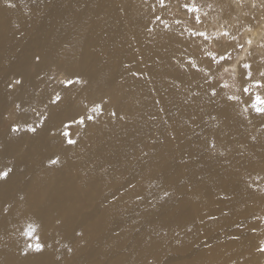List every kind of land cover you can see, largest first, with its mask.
<instances>
[{
	"label": "bare ground",
	"instance_id": "1",
	"mask_svg": "<svg viewBox=\"0 0 264 264\" xmlns=\"http://www.w3.org/2000/svg\"><path fill=\"white\" fill-rule=\"evenodd\" d=\"M9 2L0 0V122L8 102L22 108L39 91L57 127L40 130L36 107L38 135L32 117L19 135L0 129V158L14 170L0 184V264H26L21 250L36 236L49 264H264V119L239 75L243 61L264 71V0H166L159 12L157 0ZM225 50L236 83L211 100L221 70L209 69V53ZM65 70L91 78L88 90L75 86L81 108L105 105L75 145L49 111L58 90L40 82Z\"/></svg>",
	"mask_w": 264,
	"mask_h": 264
},
{
	"label": "snow or ice",
	"instance_id": "2",
	"mask_svg": "<svg viewBox=\"0 0 264 264\" xmlns=\"http://www.w3.org/2000/svg\"><path fill=\"white\" fill-rule=\"evenodd\" d=\"M3 3L8 6L12 7L13 5L10 4L9 0H3ZM159 5L163 8L166 6V0H158ZM182 7L188 12V13H197L200 11L199 7L196 6L195 3H187L185 2ZM159 18V17H157ZM193 19L196 23H202L203 21L199 16H193ZM179 23V21H177ZM231 33L225 31L223 32L224 37L230 36ZM191 36L193 37H200L204 40L208 39V33L203 30H194L191 32ZM248 45L252 44V40L247 41ZM236 45H233L235 47ZM241 49L244 48V44L238 45ZM251 55V53H249ZM209 60L207 61L209 69L212 68L213 63L216 64V71L223 70L225 73L232 71H237L236 68L229 69L228 67H225L230 60L231 56L230 53L225 50L223 53H220L219 55H212L209 53ZM36 60H40L39 56H36ZM188 65L190 67L196 68L197 72L200 71L198 65L196 62L192 59L188 60ZM240 68L242 69L239 71V75L241 77L242 81V87H241V94L244 93L249 94V102L251 103V108L255 111V113L260 116L262 119H264V96H261L259 92H257L254 97L251 95V90L249 87H245L243 85H250L254 83V86L258 89L264 90V71L257 68L255 72H253V66L252 64L248 63L247 61H243L240 65ZM67 72V75L64 79L60 81V84L62 85V88L60 91H54V93L49 97L50 101V107L49 111L52 112L57 119L59 120V126L60 127H68L71 128V124L78 123L79 125L86 126L91 123H95L96 115L95 114H103L104 104L103 103H96V101H91V103L94 105L91 107V113L89 114V109L87 105H84L82 108L79 106L77 100L75 99L73 92L76 85H80V92H84L88 90L91 86V78L86 75L85 73L81 71H75V70H65ZM257 76L259 79H257ZM205 82L207 83V76H205ZM14 84L19 86L22 84V81L20 79H17L14 81ZM223 88H226L227 85H223ZM222 90L220 81L217 80L215 83H209V95L210 99L214 100L218 95L219 91ZM63 93V95L61 94ZM239 97L235 95L227 96V101H236ZM82 103V102H81ZM112 116H116V112H111ZM51 123V128L48 127V124ZM40 130H47L49 132L52 131V129L57 127L56 123H52V116H45L41 120L39 124ZM38 127L37 126H29L27 128V131L38 135ZM20 131L19 124L13 123L10 125V132L17 133ZM71 131L62 132L61 134V140H66L69 145H75L77 143L76 140L71 139ZM53 136H55V133L53 132ZM255 139V137H253ZM212 147L215 148V143L212 144ZM49 163L52 165H56L60 163L59 156H57L55 159L49 157ZM14 174V170L11 167H5L3 170H0V184H7L12 175ZM170 193L167 191L163 192L162 199L164 197H169ZM139 198V197H138ZM26 196L21 195L20 200H25ZM59 222V221H58ZM29 238L33 237L34 233L30 229L27 233ZM78 236L83 239L84 233L79 232L77 233ZM238 238V237H237ZM35 243H27L26 247L21 250V255L26 258V264H49V261L45 259L47 255V245L46 242L41 241V237L36 236L35 237ZM69 252H72L73 249L69 248ZM257 251L260 253H264V245L257 248ZM193 264H197V262H193Z\"/></svg>",
	"mask_w": 264,
	"mask_h": 264
},
{
	"label": "rangeland",
	"instance_id": "3",
	"mask_svg": "<svg viewBox=\"0 0 264 264\" xmlns=\"http://www.w3.org/2000/svg\"><path fill=\"white\" fill-rule=\"evenodd\" d=\"M158 1V0H157ZM224 1V0H223ZM226 1V0H225ZM228 2V1H227ZM158 3V2H157ZM159 4V3H158ZM158 4H157V6H158ZM166 7V6H165ZM165 7H163L164 9H165ZM163 8L159 5V7H158V10H157V12H159V11H161V10H163ZM160 9V10H159ZM179 16V15H178ZM160 17H162V16H160ZM157 21V20H156ZM158 22V21H157ZM157 25V24H156ZM189 26V25H188ZM191 26V25H190ZM166 27H169V24L168 25H166ZM194 28V30H196V27H193ZM189 32H191V31H189ZM259 43V41H257L250 49H249V51L251 50V49H256V50H259V49H261V42L259 43V45H257ZM255 46V47H254ZM248 51V52H249ZM247 52V53H248ZM226 67H228V66H226ZM230 69V68H229ZM65 77H61L60 75H58V73L56 72V74L55 75H53V76H44V77H42V79L40 80V82H41V88H44L45 87V85H46V83L47 82H51V84H52V86H53V89L54 90H61V88H62V85L60 84V81L62 80V79H64ZM231 79V80H230ZM219 81H220V84H221V88L225 91V90H228V91H232L233 89H234V86H235V83H236V73H233V72H231V71H229V72H227V73H225L223 70H221V72H220V79H218ZM227 85V87L226 88H223L222 86L223 85ZM15 87H17V86H13L12 87V89L15 91V92H13L12 91V93H13V95H14V93H17V91L18 90H16L15 89ZM21 91H22V89H20ZM20 91V92H21ZM5 92H7V91H5ZM11 93V92H10ZM11 93V94H12ZM12 95V96H13ZM31 95H33V98L31 99V100H29L30 102H28L25 106H23L22 108L16 103V102H8V111L4 114V117H3V119H2V121L0 122V129L4 132H7V131H9V127H10V125H12L13 123H17V124H19V127H20V131L19 132H17V133H13V134H15V135H19L20 133H21V131H22V129H23V127H25V122H23V120H28L29 121V117H32L31 119H33V121L30 123V124H26L28 127L29 126H33V124L36 122V120L39 118V115H38V113L36 112V107H38L39 108V110H40V112H41V114H42V116L43 117H45V112H46V110H47V107H45L44 105H41L40 103H38L37 101H38V99H39V96H40V92L38 91H36V92H34L33 94H31ZM15 96H16V94H15ZM15 96H13V97H15ZM34 100H36V102H34ZM12 104H14V105H12ZM44 110V111H43ZM24 123V124H23ZM72 125V124H71ZM2 126V127H1ZM83 127L84 126H82V125H79L78 123L76 124V126H73V127H71L70 129L68 128V127H66L65 129H67V130H65L64 132H67V131H71V139H74L75 137H76V135H78L79 133H80V131H82V129H83ZM82 128V129H81ZM5 143L4 144H0V151H2L3 152V150L5 149ZM4 148V149H3ZM2 152H0V153H2ZM6 157H4V156H2L1 158H0V170H3L5 167H4V165H5V163H6V161H8V159L6 160ZM5 161V162H4ZM11 167V166H10ZM2 185H4V184H1V186Z\"/></svg>",
	"mask_w": 264,
	"mask_h": 264
}]
</instances>
